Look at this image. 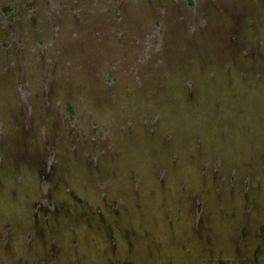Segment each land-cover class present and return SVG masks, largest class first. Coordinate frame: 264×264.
<instances>
[{
	"label": "rangeland",
	"instance_id": "1",
	"mask_svg": "<svg viewBox=\"0 0 264 264\" xmlns=\"http://www.w3.org/2000/svg\"><path fill=\"white\" fill-rule=\"evenodd\" d=\"M0 0V264H264V0Z\"/></svg>",
	"mask_w": 264,
	"mask_h": 264
},
{
	"label": "trees",
	"instance_id": "2",
	"mask_svg": "<svg viewBox=\"0 0 264 264\" xmlns=\"http://www.w3.org/2000/svg\"><path fill=\"white\" fill-rule=\"evenodd\" d=\"M189 3L192 4L193 3L192 0H189Z\"/></svg>",
	"mask_w": 264,
	"mask_h": 264
}]
</instances>
